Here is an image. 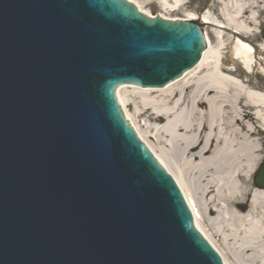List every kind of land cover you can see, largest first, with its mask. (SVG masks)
<instances>
[{
  "label": "water",
  "instance_id": "95a60500",
  "mask_svg": "<svg viewBox=\"0 0 264 264\" xmlns=\"http://www.w3.org/2000/svg\"><path fill=\"white\" fill-rule=\"evenodd\" d=\"M134 6L0 0V264H222L114 96L179 78L202 32Z\"/></svg>",
  "mask_w": 264,
  "mask_h": 264
},
{
  "label": "bare ground",
  "instance_id": "6f19581e",
  "mask_svg": "<svg viewBox=\"0 0 264 264\" xmlns=\"http://www.w3.org/2000/svg\"><path fill=\"white\" fill-rule=\"evenodd\" d=\"M127 1L149 16L141 0ZM183 1L157 0L163 12L182 7ZM214 3L211 14L218 19L202 16V23L213 28L215 45L211 47L205 34L208 48L193 71L161 90L120 86L116 98L126 121L173 178L187 204L188 198L196 201L200 219L194 217V226L223 264H264V189L253 177L264 160V89L241 77L251 78L252 65L257 64L264 80V64L256 59L261 56L264 61V38L256 43L264 2ZM189 19L196 17L190 14ZM225 50L234 57L228 59L230 65L225 64ZM160 145L178 149L179 161L171 162ZM189 175L196 178L203 207L189 187ZM214 238L222 252L213 245Z\"/></svg>",
  "mask_w": 264,
  "mask_h": 264
},
{
  "label": "rangeland",
  "instance_id": "374dc122",
  "mask_svg": "<svg viewBox=\"0 0 264 264\" xmlns=\"http://www.w3.org/2000/svg\"><path fill=\"white\" fill-rule=\"evenodd\" d=\"M258 1H264V0H258ZM141 2H143L142 4V10L144 12H146L148 15H161L164 16L165 18H170V19H189L190 14L193 15V17H196V11L200 10V15L202 16H207L209 18H214L216 17L218 19V17L215 15L212 16H208L207 11L209 13H212L214 8L216 7L214 0H184L182 3V7L173 10V11H166L163 12L160 7L159 4L157 2V0H141ZM207 9V11H206ZM258 20L256 23V32H257V36H256V43H258L261 39V37L259 36L260 29L259 27L263 25L264 23V10H262L261 12L258 13ZM204 31L206 32L208 39H209V43L211 45V47H214L215 45V37H214V30L212 27L210 26H205L203 27ZM261 42V41H260ZM225 56L228 57L226 60L227 62L225 63L226 65H230L228 62V59H234L233 56H231V53L229 52V50H225L223 53V57ZM261 58V62L262 64H264V61L262 60V57H256V59L260 60ZM259 70H258V68ZM236 68H238V65H236ZM254 71H258L259 73H261V68L257 65L256 68L254 69ZM254 71L252 72V74H250L251 78H248V76H244V74H242L241 77L245 78L246 80L250 79L251 82L256 86V88H261L264 89V80L261 79V77L258 75H254ZM124 92H127L124 91ZM127 110H130V112H132V108H128ZM140 125V129L141 130H145L144 127H141V123H138V126ZM148 139V138H147ZM156 140V139H155ZM164 141V139H162ZM154 138H151L150 142L153 144ZM149 142V141H148ZM161 149L165 152H167L169 154V158L171 160V162H176L179 161V150H172V149H167L164 145H160ZM263 161V159L259 162V165L261 164V162ZM181 164V163H180ZM182 165V164H181ZM259 167V166H258ZM256 171V170H255ZM254 176V175H253ZM188 181H189V187L192 191V193L195 194V196L197 197L200 206H204V200L202 199L201 195H200V190L198 188V185L196 184V178L193 176L188 177ZM222 224V223H221ZM224 225V224H222ZM210 227V226H209ZM212 243L222 252V247L219 244V242L217 241L216 238L212 239Z\"/></svg>",
  "mask_w": 264,
  "mask_h": 264
},
{
  "label": "snow or ice",
  "instance_id": "6c2138e0",
  "mask_svg": "<svg viewBox=\"0 0 264 264\" xmlns=\"http://www.w3.org/2000/svg\"><path fill=\"white\" fill-rule=\"evenodd\" d=\"M256 180H257L258 183H260L262 186H264V168H262L259 171V173H258V175L256 177Z\"/></svg>",
  "mask_w": 264,
  "mask_h": 264
},
{
  "label": "flooded vegetation",
  "instance_id": "af4514ba",
  "mask_svg": "<svg viewBox=\"0 0 264 264\" xmlns=\"http://www.w3.org/2000/svg\"><path fill=\"white\" fill-rule=\"evenodd\" d=\"M197 14L200 15V11H198ZM197 23L199 24V22H197ZM199 25H201V24H199ZM262 36H263V35H262ZM263 38H264V36H263Z\"/></svg>",
  "mask_w": 264,
  "mask_h": 264
}]
</instances>
